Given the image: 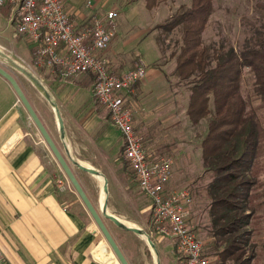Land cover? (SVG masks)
Returning a JSON list of instances; mask_svg holds the SVG:
<instances>
[{
  "label": "rangeland",
  "instance_id": "obj_1",
  "mask_svg": "<svg viewBox=\"0 0 264 264\" xmlns=\"http://www.w3.org/2000/svg\"><path fill=\"white\" fill-rule=\"evenodd\" d=\"M81 1L84 4L89 0ZM90 1L93 7L100 11L107 10L110 6L108 0ZM190 1L163 0L154 9H149L146 0H119L121 4L119 8L114 5L108 10L114 9L119 13L118 34L122 39L126 36L130 39L132 35L135 36L126 42L127 46L126 48L123 46L118 58H112L117 61V72L137 67L133 60L136 56L139 57L140 53H143V58L147 62H152L155 57L157 59L149 64V68L146 67L147 73L149 69H157L153 68L156 63L160 65L157 69L160 75L156 80L143 81L142 84L145 83L146 86L142 94L141 89L135 88L129 95L130 104L135 111V131L146 141L147 150L154 156L173 158V188L189 187L194 192L198 177L204 173L201 142L207 130V121L201 120L200 123L193 124L186 116L188 88L180 85L176 82L178 79L171 76L175 67L172 53L176 35L174 33L167 35L160 28V25L181 6L190 5ZM260 1L264 0H215V11L204 34L205 41L210 43L224 40L232 44L240 43L246 27L242 25L243 21L259 23L257 19L260 13L257 3ZM130 11L132 12L129 13ZM12 17L10 11L0 8V50L30 71L51 91L55 100L57 98L59 104L65 106L63 114L68 149L73 153L75 160L86 162L88 166L100 171L109 179V212L148 233L157 247L161 264H178L175 241L169 237L156 235L152 229L148 198L140 190L135 174L125 158V146L119 129L110 123L107 110L94 96L93 81L80 76L63 78L56 70L38 65L34 45L29 38L15 34L11 25ZM147 28L148 30H145ZM143 33L144 38L148 37V39L141 43ZM160 33L165 40L162 45L158 39ZM3 66L15 76L30 101L36 103L33 84L15 68L9 65ZM161 70L163 73H168L167 78L170 79V83L166 82L167 79ZM5 86L12 87L7 82ZM51 113L53 114L52 110ZM53 123L52 134L59 142V127L55 117ZM73 170L96 208L102 212L103 182L88 172L75 168ZM59 180L62 181V188L58 189L62 190L59 192V197L69 202H78V208L92 220V225L96 231H99L107 253L109 252L113 257V251L70 180L64 174L58 176L55 182L59 183ZM188 220L203 241L206 252L204 233L209 225V213L205 201L194 197ZM105 222L131 264H156L155 254L142 235L122 229L108 219H105ZM208 255L216 264L217 257ZM114 257L116 264H119L116 256Z\"/></svg>",
  "mask_w": 264,
  "mask_h": 264
},
{
  "label": "trees",
  "instance_id": "obj_2",
  "mask_svg": "<svg viewBox=\"0 0 264 264\" xmlns=\"http://www.w3.org/2000/svg\"><path fill=\"white\" fill-rule=\"evenodd\" d=\"M161 1L146 3L152 9ZM257 6L259 23L243 21L238 44L205 41L215 0H191L160 25L176 35L171 76L188 88L186 116L193 124L207 121L204 173L193 195L206 203L205 253L216 264H264V1ZM133 62L149 66L138 56ZM141 82L135 88L142 94Z\"/></svg>",
  "mask_w": 264,
  "mask_h": 264
},
{
  "label": "built area",
  "instance_id": "obj_3",
  "mask_svg": "<svg viewBox=\"0 0 264 264\" xmlns=\"http://www.w3.org/2000/svg\"><path fill=\"white\" fill-rule=\"evenodd\" d=\"M87 6L94 8L90 0ZM0 7L12 9L15 34L30 39L38 65L56 70L63 78H93L94 96L107 110L110 123L119 129L125 158L148 198L151 225L159 235L174 239L178 264H215L189 224L194 203L191 188L172 186L173 158L154 156L135 131L129 95L147 69L143 64L121 72L115 69L108 49L118 36L119 13L105 11L79 25L67 13L64 0H0ZM0 264H10L1 248Z\"/></svg>",
  "mask_w": 264,
  "mask_h": 264
},
{
  "label": "crops",
  "instance_id": "obj_4",
  "mask_svg": "<svg viewBox=\"0 0 264 264\" xmlns=\"http://www.w3.org/2000/svg\"><path fill=\"white\" fill-rule=\"evenodd\" d=\"M108 1L109 8L121 6L119 0ZM64 2L67 13L79 25L90 22L93 15L109 11V8L91 9L81 0ZM0 8L13 16L11 8ZM11 25L15 26L12 21ZM143 34H140L141 43L148 39ZM131 39L127 36L122 39L118 34L108 49L109 57L118 58ZM139 58L147 65L157 60L155 57L147 62L143 53ZM114 66L116 69L117 61ZM157 69H149L141 83L146 79L148 82L156 80L160 75ZM80 77L93 81L88 75ZM5 82L0 75V248L7 260L10 264H116L115 255L107 253L99 231L78 208V202L59 197L62 182H55L60 173L52 153L31 128V120L20 106L16 93L12 87H6Z\"/></svg>",
  "mask_w": 264,
  "mask_h": 264
},
{
  "label": "water",
  "instance_id": "obj_5",
  "mask_svg": "<svg viewBox=\"0 0 264 264\" xmlns=\"http://www.w3.org/2000/svg\"><path fill=\"white\" fill-rule=\"evenodd\" d=\"M1 63H5L15 68L22 74H24L30 81H32V83L38 89L42 90L47 95V97H49L47 92H45L44 90L45 87L40 82V80L37 79L30 71L20 66L19 64H17V62L10 55L0 50V75L12 86L19 100L23 103V105L27 109L28 113L30 114L36 126L38 127L39 131L41 132L46 143L49 145L56 159L58 160L60 165L63 167L68 179L70 180L71 184L73 185L74 189L79 195L81 201L83 202L86 209L90 213L91 217L93 218L100 232L103 234V237L105 238L106 242L108 243L114 255L116 256L119 264H131V263L129 262L124 252L122 251L121 247L119 246L118 242L116 241L115 237L111 233L108 225L105 222V219L112 221L115 225L121 227L122 229L134 232L138 235H145L148 245L151 247V249L153 250L155 254L156 264H161L157 247L154 241L152 240L151 236L141 228L129 226L125 224L120 218H118L116 215L109 212L108 210V207H109V179L105 177L104 174H102L100 171L90 166H86L82 162H76L78 166L85 172H88L96 177L104 178V182L102 185V192H103L102 212H100L96 208V206L94 205V203L92 202L88 194L86 193L85 189L83 188L82 184L80 183V181L74 174L73 170L67 163V160L64 158L63 154L59 150L57 144L55 143V141L53 140V138L51 137V135L45 128L44 124L42 123L37 113L35 112L31 102L27 98L21 85L19 84L15 76L7 68H5ZM56 112H57L59 128H60L62 137L64 138L65 137L64 122H63V119L58 109L56 110Z\"/></svg>",
  "mask_w": 264,
  "mask_h": 264
},
{
  "label": "flooded vegetation",
  "instance_id": "obj_6",
  "mask_svg": "<svg viewBox=\"0 0 264 264\" xmlns=\"http://www.w3.org/2000/svg\"><path fill=\"white\" fill-rule=\"evenodd\" d=\"M21 73V72H20ZM24 75V74H23ZM25 76V75H24ZM26 77V76H25ZM27 78V77H26ZM28 79V78H27ZM29 80V79H28ZM30 81V80H29ZM32 83V81H30ZM41 82V81H40ZM33 84V83H32ZM34 99L37 101L36 103H32L30 101V98L29 96L26 94L27 98L29 99V101L31 102L35 112L37 113V115L39 116V118L41 119L42 123L44 124L45 128L47 129V131L49 132V134L51 135V137L53 138V140L55 141V143L57 144L59 150L61 151V153L63 154L64 158L67 160V163L69 164V166L71 167V169L73 170L74 168L75 169H80L81 171H84L82 170L78 164L76 162H81L79 160H75L74 156H73V153L71 151L68 150L67 146H69V143H65L64 145V142L67 141V133H66V129H65V121H64V114L63 112L65 111V106L57 101V98L55 100V97L53 96V94L51 93V91H49L44 85V90L45 92H47L48 96L40 89H38L34 84ZM13 89V88H12ZM23 89V88H22ZM14 90V89H13ZM24 91V90H23ZM15 92V91H14ZM25 92V91H24ZM38 96H37V94ZM17 95V94H16ZM36 96V97H35ZM40 96V97H39ZM18 98V96H17ZM18 101H19V104L20 106L23 108L25 114L29 117V119L31 120V128L34 130L35 134H39L42 138V134L41 132L39 131L38 127L36 126V124L34 123L33 119L31 118L30 114L28 113L27 109L25 108V106L23 105V103L19 100L18 98ZM59 110L60 114H61V117L63 119V122H64V129H65V137L63 138L62 137V134H61V131H60V128L58 130L59 132V142H57L52 134V131H53V126H54V117H55V120L58 122V118H57V112L56 110ZM51 110L53 112V114L51 113ZM78 125V122L76 120V126ZM58 127H59V124H58ZM81 128V127H80ZM37 132V133H36ZM43 141L46 143L45 139L43 138ZM47 147L49 148V150L51 151L52 153V156H53V159L54 161L56 162L57 166H58V169H59V173L60 175L61 174H64L65 176L66 173L63 169V167L60 165V163L58 162V160L56 159L55 155L53 154L52 150L50 149L49 145L46 143ZM18 146V143L16 144V147ZM74 152V151H73ZM76 158H77V155H76ZM74 172V170H73ZM85 172V171H84ZM74 174L76 175V173L74 172ZM56 175V174H55ZM57 177V175H56ZM77 177V175H76ZM68 178V177H67ZM62 182V181H60ZM150 219V217H149ZM150 223H151V220H150ZM152 226V225H151ZM153 229V227H152ZM154 233L157 235L158 233L155 232V230L153 229Z\"/></svg>",
  "mask_w": 264,
  "mask_h": 264
},
{
  "label": "bare ground",
  "instance_id": "obj_7",
  "mask_svg": "<svg viewBox=\"0 0 264 264\" xmlns=\"http://www.w3.org/2000/svg\"><path fill=\"white\" fill-rule=\"evenodd\" d=\"M82 163L86 166H88V164L84 161H82ZM102 182H104V178L103 177H98ZM125 224L129 225V226H132L129 222L125 221V220H122ZM144 237V239L146 240V236L145 235H142Z\"/></svg>",
  "mask_w": 264,
  "mask_h": 264
}]
</instances>
